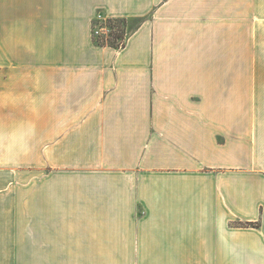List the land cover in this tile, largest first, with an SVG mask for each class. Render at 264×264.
<instances>
[{"label": "crops", "instance_id": "obj_1", "mask_svg": "<svg viewBox=\"0 0 264 264\" xmlns=\"http://www.w3.org/2000/svg\"><path fill=\"white\" fill-rule=\"evenodd\" d=\"M100 12L140 19L123 46L94 40ZM39 116L111 198L55 250L264 264V0H0V166L36 156Z\"/></svg>", "mask_w": 264, "mask_h": 264}, {"label": "rangeland", "instance_id": "obj_2", "mask_svg": "<svg viewBox=\"0 0 264 264\" xmlns=\"http://www.w3.org/2000/svg\"><path fill=\"white\" fill-rule=\"evenodd\" d=\"M123 20L120 24L111 22L100 12L93 25L96 37L105 36L104 41H113L114 32L126 36L140 21ZM45 134V124L39 116L36 156L22 148L24 152L16 163L0 166V264H113L108 259L78 258L73 249H54L56 243L74 239L66 234L56 236L57 231L78 229L55 224L85 217L90 212L80 210V206L110 202L111 198L94 188L93 178L79 175L78 164L56 163L61 148H47Z\"/></svg>", "mask_w": 264, "mask_h": 264}, {"label": "trees", "instance_id": "obj_3", "mask_svg": "<svg viewBox=\"0 0 264 264\" xmlns=\"http://www.w3.org/2000/svg\"><path fill=\"white\" fill-rule=\"evenodd\" d=\"M109 20L112 22H115V23H118L120 24L123 20V18L121 17H109ZM119 28V27H118ZM105 36H100V38H97L96 37V32L94 30V40L101 44V45H114L116 47H121L125 44V40H126V36H122V34H118V33H115L113 34V41H112V38L111 39H107L109 40L108 42L104 41ZM118 39H121V41H118ZM111 40V41H110Z\"/></svg>", "mask_w": 264, "mask_h": 264}, {"label": "built area", "instance_id": "obj_4", "mask_svg": "<svg viewBox=\"0 0 264 264\" xmlns=\"http://www.w3.org/2000/svg\"><path fill=\"white\" fill-rule=\"evenodd\" d=\"M95 32H96V30H95Z\"/></svg>", "mask_w": 264, "mask_h": 264}]
</instances>
